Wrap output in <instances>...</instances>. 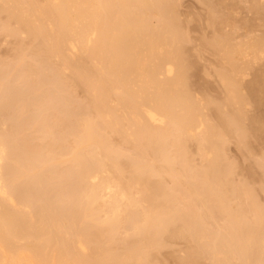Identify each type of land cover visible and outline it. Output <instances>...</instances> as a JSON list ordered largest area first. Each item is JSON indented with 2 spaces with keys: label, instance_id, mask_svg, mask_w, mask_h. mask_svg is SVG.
I'll list each match as a JSON object with an SVG mask.
<instances>
[{
  "label": "bare ground",
  "instance_id": "obj_1",
  "mask_svg": "<svg viewBox=\"0 0 264 264\" xmlns=\"http://www.w3.org/2000/svg\"><path fill=\"white\" fill-rule=\"evenodd\" d=\"M250 1H252L253 4H251L254 6L252 7V12L251 8L248 12L252 13L253 19L257 15V20L260 18L264 20V7H261L264 6V0ZM2 2L4 1L1 0L0 2V12L2 13L3 10V13H7L8 21L10 19L15 21V23L11 21L13 24L10 21L7 25L4 24L5 27L9 26L6 27L7 29L5 28L7 31L11 27L12 29L15 28V30L13 29L14 31L10 29V32L4 31V33L7 35L12 33L13 36L17 35L18 37L19 33H25L26 36L30 35L29 37L37 39L39 46L37 47L38 49L34 47L36 49L35 52H38L37 54L43 57L42 61L49 59V61L51 60V65H54V67L44 65L47 68L53 67V70H51L54 74H50L53 76L52 80H54V77L55 79L56 77L62 80L67 79L65 77L62 78L64 76L63 73L67 69L70 70L71 72H67L68 75L69 72L71 73L69 75V79L71 78L70 80L72 81L70 84L72 85L73 83L75 84L74 86L81 87L87 97L84 101L88 100L86 105L81 102L82 106L86 107L81 109L80 106L79 110L77 108L74 111L76 113L67 109L70 106L63 105L64 103L66 105L67 102L63 101V103L61 101L63 103L62 106L64 108L67 107L65 109L68 110L64 114H69V116L65 120L66 116L61 114L59 116L60 111L58 112L57 110L58 113L53 111L55 117H51L56 120V114H58L57 119L60 122L58 123L64 127L58 126V128H63L64 131H60L66 132L59 136V129L55 128V126L52 127L58 130L54 129L58 137L55 134H53L54 136L52 135L54 131L51 132V130L53 129L50 124L45 123L43 120L50 117V115L47 116V114V117L42 119L44 113L43 115L41 113L44 110L41 111L40 109L43 108L36 107L39 110L35 111L34 103L38 104V101L35 102L34 98L37 95L34 96L35 94L30 90L32 86L28 88L34 97H31L34 101H30V105H32L30 107L34 110L31 108L32 115L26 114V110L30 108L28 104L27 109L25 108L26 103L29 101L26 98V92L28 90L27 86L31 82L29 76L25 77L27 69L24 70V77L30 79V82L25 87L26 91L24 87H20L22 92H18V87L15 90L17 93H13L12 98L10 95L7 98L5 97V99H8V97L12 99V106L6 103L9 99L5 101L4 97L0 95L3 100L0 99L1 117H4V112L10 111L11 107H14L15 110V112L13 111L14 113L12 112L13 114L9 113L12 116L15 115L13 117L14 122L8 125L10 134L8 133L9 131L6 132L9 128L5 129L6 131L4 130V128H7L5 124L3 125L5 126L4 128L0 126L2 128L0 133H4L0 134V264H150V262L154 264L151 261L153 259L150 258H154V254H157L156 250L161 249L167 243V241H161L165 240V236H167L166 238L176 236L173 238L185 239L189 244L188 249L184 248L186 249V255H180V260L178 257V263L181 261L180 264H193L199 259H208L210 264H232V261H238L237 263L240 264H264V208L259 207L258 204L252 201L251 198L254 196H249L250 191L248 193L246 191L247 188L245 189L246 193L244 191L242 193H248L247 197L251 199H249V203L242 202L240 204V202H237L239 203L238 206L235 203V206H232L230 197L237 189H234V185H228L231 168L225 165L226 167L222 169L220 168L222 167L219 164L220 162H218V160L222 159L220 155H223V153H220L223 145H221L223 142L221 137H224L225 132H229L228 130L235 125L236 116L234 117V114L228 113L229 109H226L227 114L225 112L226 115H223L222 111H225V106H220L222 107L221 109L225 107L222 111L217 110V112L215 110L216 112L214 113H218V115L220 112L222 113L219 121H221L223 127H221L222 130H219V127L217 129L219 130L218 132L215 131V127L218 128V125L205 124L200 113H197L200 112L197 109L202 105L199 104L200 106H198L196 104L198 106L196 107L193 104L196 99L192 100V97L190 98L189 96V87L187 89V86L184 87L186 71L183 72L184 69L182 71V65L185 61L183 62L180 58L182 55H179L182 51L179 52L177 50L181 46L177 39H182L184 36L183 32H181L183 37H179L180 31H178L179 36L176 34L177 37L174 33L177 31L175 27L178 26L175 25L177 24L176 21L174 22L177 18L175 17L176 12L173 6L175 3L168 4V0H13V3L10 4L11 0H9L7 2H10L8 4L10 7L7 5L6 7L5 4L7 3L4 2L2 4ZM151 17L156 18V24H151ZM10 24L16 27H10ZM172 25L175 26L173 27ZM256 25L253 27H256ZM0 26L1 29L2 25ZM253 27L251 30L253 29L254 31ZM256 28L258 29L259 26ZM245 30L247 31V29ZM242 31L244 32V30ZM248 33L250 32L247 31ZM32 41L34 42V40ZM37 42L36 44H38ZM174 42L176 47L179 44V48L177 47L176 49L175 46H172ZM227 42L228 40L226 43L225 41L224 43L220 41L214 42V46L220 56L221 65L223 67H228L229 65L235 67L237 57L235 58L234 54L239 52L238 50L244 52L245 49L242 50V48L246 44H243L242 48L235 46L237 50L234 48L228 50ZM248 45L256 49L259 42L255 40L247 44L246 47L250 50ZM247 49L245 54L249 52ZM257 49H259V46ZM19 50L21 51L22 49ZM71 51L84 53L86 62L81 60V58L84 59V55L81 57L82 54H79L80 56L78 57L77 53L76 56ZM263 51L260 50L261 56L259 53L257 55L264 61ZM30 53L32 54V52ZM36 53L34 56H36ZM19 54H17V58ZM182 54L184 53L182 52ZM253 54L246 56H253ZM254 55L256 56V54ZM37 56L38 58L40 57L39 55ZM74 56L79 60L77 61L76 59L75 61ZM51 57L52 59H50ZM256 57H252L253 61L254 59H259ZM56 58L59 61L57 66L55 65L58 63L57 61L52 64V60H57ZM24 60L21 59L20 64H18L19 61L13 63L16 68L14 70L11 69L12 67L9 68L8 71L11 70L8 74L9 76H7L6 72L5 74L3 72L0 73V75H5L6 77L4 81V77L3 79L2 76L0 78L2 79L0 84L6 83L5 85L1 84L3 87L6 85L8 87L12 83L16 84V81L18 86V80H20L19 82L23 81L22 76L18 74L21 79L16 77L15 83L12 80L14 79L13 73L17 68L24 67L25 63L23 64V62H26ZM39 62L41 61L39 60ZM27 63V66L30 67L29 62ZM45 63L43 62L42 64ZM253 63L255 65V61L251 64ZM37 64L39 63H36V66ZM36 66H33V69ZM225 68L222 71L224 73H226L224 71ZM43 70L42 72L44 73L48 69L43 68ZM12 71L14 72L11 75L13 78L11 80L10 74ZM36 71H38L37 68L32 70L30 74H34V77L37 78ZM17 72H19V69ZM48 72L46 73L49 74ZM173 72L174 74L171 75ZM219 75L217 74L219 77L217 80L221 79L220 81L223 82L220 83L218 80L220 85L226 84L229 86V88L227 87L229 96L227 95L226 98L229 97L231 103L237 105L239 100L237 97L240 96L236 94L235 78H232V76L229 78L223 74L222 77L221 74ZM14 76L16 75L14 74ZM38 76V86H43L44 88L46 83L40 86V81L41 83L43 81L40 80V75ZM49 77L47 78L50 79ZM48 79L47 81L50 82ZM60 82L61 86L57 90H60V87L65 88V90L72 89V86L68 84L69 82H66L70 86L69 88L65 84L62 85L65 81L60 80ZM16 85L15 88L17 87ZM47 86L49 87V85ZM3 87L1 90L2 96H4L3 90L5 89ZM62 88L61 92L63 91ZM9 89L10 87L7 88V90ZM71 89L70 92L67 90V96H69L71 91H74ZM50 91L54 93L53 89ZM33 92L35 93V90ZM47 92L49 91L45 92L47 95L49 93L53 94L52 92ZM58 92L60 93V91ZM45 93L43 96L47 99L48 96ZM27 95H29L28 92ZM53 96L54 94L52 98L48 97L49 102L55 98ZM71 97L70 94L69 98L71 99ZM58 98L60 99V97ZM42 99L41 101L39 100V103L42 102ZM68 100L67 98L66 101ZM46 101L48 102V100ZM53 101L51 104L55 103ZM61 102L56 104L57 106L59 105V110L62 108ZM48 104H43L42 107L50 108L52 105L48 106ZM71 105L72 107L74 106L73 104ZM77 105L79 106L80 104L78 103ZM229 106L232 107V104ZM48 111L52 112L51 109ZM240 111L238 114H240ZM36 112L41 113L35 115ZM23 114L28 116L23 117ZM21 116L24 120L31 116V119L29 118L30 121L28 120L29 123L35 120L40 127L38 128L35 125L37 123L32 121V124L30 123L31 126L29 125L31 129H23L28 123L24 124ZM33 116L34 118L32 119ZM6 117L9 123L11 118L9 119L7 115ZM215 117L218 118L219 116L215 115ZM48 119L51 122L52 119ZM3 120L5 122L6 118ZM219 121H217V124ZM4 122L2 121L0 124ZM51 126L53 125L51 124ZM236 128L238 129V127ZM23 130L25 132L34 130L32 131L33 133L36 130L38 137H36V133L33 135H36L35 138H39V141H36L31 136L35 140V144H33L34 140H32V144H28V141L24 143L25 140H23L24 136L22 135L25 134H23ZM220 131H222L221 133L224 132V136H221ZM39 134L41 135L39 136ZM29 135H32V133L28 134V139L30 138ZM111 135L118 137L120 141L117 143L122 141L123 144L124 142L131 143V148L135 151V158L133 156L131 160L129 157V160H131L129 163L124 161L122 165L123 162L117 161L118 159L121 160L125 155L120 156L122 152H119L118 148L113 147L112 143L116 144V139H112L114 142H111ZM239 135L243 136L242 134ZM21 137L23 141L21 142L24 143L25 147L21 144L22 148H19L20 145H17V141H20ZM215 137L217 140H214ZM13 139L17 140H14L13 143ZM189 139L195 140L194 143L198 144L197 148L204 158L202 159V156H199L203 162L205 161V164L202 163V165L204 164L202 167L201 164L199 165L200 168L198 166L194 168L192 166L193 163L189 162L188 156L186 157L187 152H185L184 149L186 148L184 146L186 147ZM219 139H221V143L217 145L216 143H218ZM190 140L189 142H191ZM15 141L17 144H15ZM40 141L41 143H39ZM36 142L38 143L36 144ZM29 147H31V150ZM117 147L119 146L117 145ZM120 147L122 149V145ZM190 156L192 158L191 154ZM116 157L118 158L115 160ZM63 162L68 163L63 164ZM125 162L128 163L129 167L125 168ZM61 164H63V168L64 165L68 164V172L65 169L67 176L66 174H64L65 176L60 175V171L64 172V169L57 165ZM46 166L47 170H45ZM58 167L62 168L59 173L56 171ZM127 168L130 171L127 170L125 172ZM123 173L126 176L127 174L129 175L124 177ZM164 175L165 177L170 176L168 179L171 178L170 181L174 184L172 189L164 187L165 184H162L161 179ZM153 176L157 177L158 180L154 178L156 181H152L151 177L153 178ZM110 177L113 178L114 182L111 181L112 178ZM109 179L111 185L109 184ZM114 183V187L117 190L112 187ZM56 187L58 190H56ZM134 187L137 188V191L135 190L138 194L137 198H132L134 193L132 189ZM45 188L50 190L46 191ZM53 189L56 191H53ZM100 190L105 191L104 194L109 197L120 198V200L125 199L126 204H122V201L118 205L119 199L116 201L114 199L113 201L115 202L112 201L113 203L111 202L107 205L111 215L107 214L108 216L100 217L101 207L106 205L104 204L103 193ZM26 195H33V199L32 197L29 199ZM101 198H103V203L98 201V199L102 200ZM34 199L38 203L37 211L35 210L37 206L35 204L37 203L31 201H34ZM31 202L32 204H30ZM121 206L123 207L121 208ZM28 208H32V210L34 208L36 215L32 214V210L29 211ZM215 214L224 217V223L214 231L210 228V225H215L211 223ZM120 220L123 221L121 224L122 228L124 222L130 226L131 233L125 239L122 237L119 239L116 235L118 234L117 228L121 223ZM209 220H211V224H209ZM213 222L215 221L213 220ZM119 241L124 242L120 243ZM118 242L121 245L122 243L124 244V247H121V251L113 248L114 244H119ZM151 252H154L153 255Z\"/></svg>",
  "mask_w": 264,
  "mask_h": 264
},
{
  "label": "rangeland",
  "instance_id": "obj_2",
  "mask_svg": "<svg viewBox=\"0 0 264 264\" xmlns=\"http://www.w3.org/2000/svg\"><path fill=\"white\" fill-rule=\"evenodd\" d=\"M5 3H7V4H5V6L7 5L8 7H10V5H8L9 3L7 2V1H9V0H3ZM13 0H11V3L10 4H12L13 2H12ZM0 2H1V0H0ZM4 2H2V4L4 3ZM174 4L173 6H174V11L176 12H174L175 13V17H177L175 20H174V22L176 21V23L177 24H175V25H178V26H176L175 28H176V32H174L175 33V36H176V34H177V36H179V37H185V39H184V37L181 39H177V40H179V44L181 45L180 46V48L178 47V45H177V47L180 49H177V47L175 46V42L173 43L174 45H172V46H175V48L179 51V52H183L184 54H182V52H181V54H179L181 57V59L183 60V62H184V66L182 65V71H183V69H184V71L183 72H185V75H184V78H185V81H184V83H185V85H184V87L185 86H187L186 87V89L188 88V91H186V92H188L189 93V96H190V98L192 99V100H195V103H193L194 105H196V104H198V106H200V105H202V106H200V108L199 109H197V110H199L200 112H197V113H200V115H201V117H202V120H203V122L205 123V124H207V123H209V125H218V128L217 127H215L216 129H215V131H218L219 132V130H222L221 129V127H223L222 125H221V121H219L220 120V115L222 114L221 112L219 113V115H218V113L216 114V113H214V112H216L217 110H220V111H222L225 107V111L223 110L222 112H223V115H226L227 114V112L228 113H231V114H234L233 116L235 117L236 116V123L237 122H239L238 124H236V123H234L235 125H233V127L231 128V129H229L228 131L229 132H225V136H224V132L223 133H221L222 131H220V134H221V136H224V137H221V139L223 138V142L221 143V139H219L218 140V143H216L217 145L218 144H220L221 143V145H222V148H221V146H220V148H221V154L223 153V155L221 156L220 154V157L222 158L221 160H218V162H220L219 164L222 166V167H220V168H222V169H224L226 166H230V168H231V170H230V168H228V170H230L229 171V180H230V182L228 183V185H234V189L236 188L237 189V191L236 192H234L233 193V195H232V197H230V199L232 200V201H230V203H231V205L232 206H235V204H237L236 206H238L239 205V203H237V202H240V204H242V202L243 203H249L248 201H249V199H250V197H247L248 195V191H250V194H249V196H254L253 198H254V200H253V198H251L252 199V201L254 202V203H256V204H258V206L259 207H263L264 208V165H262V164H264V61H263V59L261 60L260 59V57H258V53L260 54V56H261V52H260V50L261 51H263L264 50V42H263V39H264V20H262L261 18H260V16H259V18L261 19V21H260V19H258L257 20V18L256 17H258L257 15H256V17H254L255 19H253V17H252V10H253V6L254 5H252L253 3H252V1H250V0H208V2H207V0H170V2H169V0H168V4ZM210 3V4H209ZM243 3V4H242ZM252 3V4H251ZM0 6H1V4H0ZM6 6V7H7ZM12 6V5H11ZM238 7V8H237ZM241 7H243V8H241ZM261 7H264V6H261ZM251 8V9H250ZM251 10V12H248V11H250ZM2 10V9H1ZM237 10V11H236ZM4 11L2 10V13L0 12V25H2V28L0 29V30H3V31H1L0 33V73H2L3 72V74H5V72L7 73V76H9L8 74H9V72L11 71H8L9 70V68L10 67H12L11 69H15L16 67H14V62L15 61H19L18 62V64H20V61H21V59L22 60H26V62H23V64L25 63V65L27 66L28 65V63L27 62H29V66L31 67V69H30V67H26L25 65H24V67H22V68H17V70L14 72V71H12L11 72V74H10V79L12 78V73H13V77H14V79L12 80L14 83H15V79H17L16 77H18V75H20V76H22L21 78H22V82H19L20 80H18V86L16 85L17 84V81H16V84H13L12 83V85H9V83H8V87H6V86H4L3 87V85H5V84H3V83H1V84H3V85H1V89H0V95H1V97H4L3 99H5V97L7 98V96H9L10 95V97L12 98V94L13 93H17V92H15V90H17V88H18V92H22V88L24 87V89H25V91H26V86H27V84L30 82V79H31V82L28 84V86H27V89L29 90V88L31 87L32 89H33V91L35 90V93L32 91V89H30L31 90V92L33 93V94H35L34 96H38V99H37V96H36V98H34L33 97V95H31L32 93L30 92V90L28 91L27 90V92H28V94L29 95H27V92H26V98L27 99H29V103L27 102L26 103V109H27V106L28 107H30V106H32V105H30V101H34V100H32V98L31 97H33L36 101L35 102H37L38 101V104L37 103H34L35 104V107L34 108H38V107H41V108H43V109H40L41 111L42 110H44V111H42V113L41 112H36L35 113V115L38 113V114H40L41 113V115H43V113H44V116L42 117V119L43 118H46L47 116H49L50 115V117H48V118H50V120H51V122L49 121V119L48 118H46V119H43L44 120V122L45 123H47V124H50V127L52 128V127H54L55 126V128H57V129H59V132H60V134H59V132H58V134H59V136H61V134H64V133H66V132H63L64 131V127L63 126H61V125H59V119H57L58 118V114H56L57 116H56V120H53V118L55 117V113L53 112V111H56L57 112V110H58V112H59V116H60V114L62 115V116H66V119L65 120H67V117L69 116V114H67V115H65L64 113H66L68 110H70L71 112H74L77 108H78V110H79V108H80V106H81V109H83V107H86V106H82V104H85L86 105V101L88 100V99H86L85 101H84V99L85 98H87L86 96H85V94H84V92H83V89L81 88V87H77V85L76 86H74L75 84H73L72 83V85L70 84V82H72L70 79H69V75H71V71L70 70H66V72H65V70H64V72L66 73V75H65V73H63L64 74V76L63 75H61V76H63L62 78H67V79H64V80H62L61 78H59V79H57V77H56V79H55V77H54V80H52L53 79V76H51L52 74H54L53 72H52V68L54 67V65H51V60L49 61V59H45L46 61H42L43 60V57L42 56H40V54H37L36 52H35V48H37L38 46H39V41L37 42V39H34L33 37H29V36H26L25 35V33H16V34H18L19 35V37L17 36H13V34L12 33H8V35L6 34V33H4V31H7L6 29V27H9V26H6L5 27V25H7V23L10 21H14V20H12V19H10L9 21H8V15H7V13H6V15H5V13H3ZM213 13V14H212ZM249 13H251V14H249ZM177 14V15H176ZM212 15V16H211ZM230 15V16H229ZM233 15V16H232ZM250 15V16H249ZM253 16H254V14H253ZM212 17V18H211ZM7 20H6V19ZM152 19H150V22H151V24L153 23V24H156L157 22V20H156V18H153V17H151ZM236 18V19H235ZM5 20V21H4ZM7 21V22H6ZM9 22V23H10ZM180 22V23H179ZM14 23H15V21H14ZM247 23V24H246ZM5 24V25H4ZM11 24H13L12 22H11ZM10 24V27L11 26H13V25H11ZM256 24H259V25H256ZM262 26H261V25ZM3 25H4V27H3ZM16 25V24H15ZM175 25H172L173 27L175 26ZM179 25H180V28H179ZM256 25V27H258L259 26V28L257 29L256 27H253V26H255ZM185 26V27H184ZM248 26H250V27H248ZM254 28V31H253V29L251 30V28L252 27ZM261 26V27H260ZM1 27V26H0ZM13 27H16V26H13ZM178 27V28H177ZM230 27V28H229ZM262 27H263V29H262ZM5 30H4V29ZM174 28V29H175ZM182 28V29H181ZM11 30H15V28H13L12 29V27L10 28ZM10 29H8V31L7 32H10ZM17 29V28H16ZM173 29V30H174ZM181 29V30H180ZM245 29H247V31L248 32H250V33H248L247 34V31L245 30ZM13 30V31H14ZM241 30V31H240ZM242 30H244V32L242 31ZM175 31V30H174ZM178 31H180L179 32V35H178ZM181 32H183L182 34H183V36H182V34H181ZM233 32V33H232ZM246 32V33H245ZM3 33V34H2ZM235 33V34H234ZM253 33V34H252ZM21 34V35H20ZM23 34V35H22ZM27 34V33H26ZM10 38H9V37ZM12 36V37H11ZM176 36V37H177ZM240 36V37H239ZM8 37V38H7ZM178 37V38H179ZM218 39H217V38ZM228 37V38H227ZM231 37V38H230ZM233 37V38H232ZM253 37V38H252ZM258 37V38H257ZM15 38V39H14ZM17 38V39H16ZM30 38H32L31 40H30ZM213 38H215V39H213ZM219 38H221L220 40H219ZM254 38H256V39H254ZM254 39V40H253ZM30 40V41H29ZM32 40H34V42H35V44H34V42L32 41ZM36 40V41H35ZM183 42H182V41ZM222 40V41H221ZM225 41V43H226V41L228 40V50H232L233 48L234 49H236L235 48V46H237V48H239V47H243L242 48V50L243 49H247V47H246V45L247 44H250L251 42H253V41H255V40H257L258 42H259V49H257L258 48V46H257V48L255 49V47L254 48H252L250 45H248V48H250V50H259V51H250L249 49H247V51H249V52H247L248 54H256V56L253 54V58H259V59H254V61H255V65H254V63L253 64H251L252 62H254L253 61V58L249 55V56H246V55H248L247 53L245 54V50H244V52H241V50H238L239 52H237V53H239V54H234V56H235V58L237 59V61H236V65H235V67H232L231 65H229L228 67L227 66H224V67H226L227 69H228V71H226L227 69L225 68V72L226 73H224V72H222L223 71V69H224V67L221 65L222 63H221V60H220V56L218 55V53L216 52V48H215V43L214 42H222V43H224V41ZM239 41H241V42H239ZM32 42V43H31ZM36 42L38 43V44H36ZM178 42V41H177ZM209 42V44H207ZM247 42V43H246ZM19 43H20V45H19ZM22 43V44H21ZM197 43V44H196ZM230 43V44H229ZM183 44V45H182ZM213 44V45H212ZM239 44H240V46H239ZM243 44H246V45H243ZM28 45H30V46H28ZM233 45V46H232ZM243 45V46H242ZM261 45V46H260ZM20 46V47H19ZM32 46V47H31ZM194 46V47H193ZM232 46V47H231ZM25 47H26V49H25ZM30 47V48H29ZM35 47V48H34ZM246 47V48H245ZM263 47V48H262ZM22 49L21 51L19 50V49ZM174 48V47H173ZM174 48V49H175ZM212 48V49H211ZM30 49V50H29ZM34 49V50H33ZM38 49V48H37ZM172 49V48H171ZM263 49V50H262ZM237 50V49H236ZM18 51V52H17ZM22 52V53H21ZM30 52H32V54L30 53ZM72 52V51H71ZM195 52V53H194ZM250 52H253V53H250ZM257 52V53H256ZM21 55H20V54ZM32 55H30V54ZM35 53H36V56H34L35 55ZM70 53V52H69ZM74 55L77 53L78 54V57L80 56L79 54H82L81 52H72ZM178 53V52H177ZM243 53V54H242ZM263 53H264V51H263ZM17 54H19L18 55V58H17ZM73 54H72V56H73ZM77 54H76V56H77ZM23 55V56H22ZM28 55H29V57H28ZM37 55H39L40 57L38 58V56ZM70 55V54H69ZM83 55H84V57H83ZM264 55V54H263ZM22 56V58L20 59V60H18L19 59V57H21ZM34 56V57H33ZM71 56V57H72ZM85 54L83 53L82 55H81V57H83L84 59H82L81 58V60H86V58H85ZM245 56H246V58H245ZM75 57V56H74ZM183 57V58H182ZM244 57V58H243ZM36 60H35V59ZM54 58V57H53ZM252 58V59H251ZM50 59H52V57L50 58ZM57 59V58H56ZM75 59V61H76V59H77V61L79 60L77 57H75L74 58ZM73 59V60H74ZM250 61H249V60ZM24 60V61H25ZM32 61V62H30V61ZM39 60L41 61V62H39ZM47 60H48V62H47ZM53 60H55V59H53ZM52 60V64L55 62L56 63V61L58 62V63H54L56 66L57 65H59V61H58V59L57 60H55V61H53ZM258 60V61H257ZM259 60H260V62H259ZM247 61H249V62H247ZM43 62H46V63H48V64H42ZM86 62V61H85ZM88 62V61H87ZM220 62V63H219ZM251 62V63H250ZM36 63H39V64H37V66H36ZM249 65H248V64ZM257 63V64H256ZM32 64V65H31ZM250 64H251V66H253V67H251L250 66ZM259 64V65H258ZM13 65V66H12ZM17 65V64H16ZM42 65V66H41ZM44 65H48V66H53L52 68H47V67H45ZM248 65V66H247ZM33 66L35 67L36 66V68H37V70L38 71H36V73H37V78L36 77H34V74L32 75V74H30V72L32 73V70H36V68L35 69H33ZM14 67V68H13ZM26 67V68H25ZM40 67V68H39ZM41 67H43L44 69H48L46 72H48L49 71V69H50V71L48 72L49 74H47L46 72H44V73H46L47 74V76H46V74H44L42 71H44L43 70V68H41ZM223 67V68H222ZM232 67V68H231ZM23 68H25V69H23ZM29 68V69H28ZM18 69H19V72H17L18 71ZM20 69H21V71H20ZM27 69V70H26ZM52 69V70H51ZM187 69V70H186ZM24 70H26L27 72H25ZM30 70V71H29ZM40 70H41V73H40ZM220 70V71H219ZM8 71V72H7ZM68 71H70L69 72V75L67 74V72ZM218 71V72H217ZM230 71V72H229ZM243 71V72H242ZM24 72L25 73H29L28 75L27 74H25V77H30V79H28V78H25L24 77ZM216 72V73H215ZM222 72V73H221ZM234 72V73H233ZM237 72V73H236ZM248 72V73H247ZM262 72V73H261ZM19 73H21V74H19ZM43 73V74H42ZM230 73V74H229ZM240 73V74H239ZM242 73H243V75H242ZM14 74L16 75V76H14ZM18 74V75H17ZM42 74V75H41ZM51 74V75H50ZM174 74V72L171 74V75H173ZM184 74V73H183ZM217 74L219 75V74H221V77H222V74L224 75V76H226V77H229L230 78V76H232V78L234 77L235 78V80H236V94H237V96H240V97H237L239 100H238V102H237V105L234 103H231V101H230V99H229V97L228 98H226V96L228 95V93H227V89L229 88V86L228 85H226V84H222V85H220V83H223L222 81H220L219 79V81H220V83H219V81L217 80V78H219L218 76H217ZM250 74V75H249ZM38 75H40V80H42L43 82L41 83V81H40V86L42 85V84H44L45 85V83H46V85H45V87L43 88V86L42 87H39L38 85V78H39V76ZM234 75V76H233ZM241 75V76H240ZM245 75V76H244ZM1 76L2 75H0V78H1ZM44 76V77H43ZM50 76V77H49ZM55 76V75H54ZM161 76H163V75H161ZM220 76V75H219ZM3 77H4V79H3ZM46 78L45 80L44 79H42V78ZM47 77H49L50 79H48ZM220 77V78H221ZM6 77H5V75L4 76H2V79H3V81L4 80H6L5 79ZM19 78V77H18ZM21 78H19V79H21ZM25 80H24V79ZM2 79H0V81L2 80ZM36 79V80H35ZM47 79L50 81V82H48L47 81ZM68 79H69V81H68ZM9 80V79H8ZM28 80V81H27ZM32 80H33V82H32ZM58 82H57V81ZM60 80L61 81H65V83L63 82L62 83V85H66V87L67 88H69L70 86H72V89L74 90V91H71V99H74V100H76V101H74V100H71L70 98H69V96H70V94H69V96H67L68 94V92H70V89L71 88H69V90H68V92H67V90H65V88L63 89L62 87H60V90H57V89H59V86H61V82H60ZM69 82H67V81ZM26 81V82H25ZM37 81V82H36ZM44 81H46V82H44ZM53 81H55L54 82V84H53ZM9 82V81H8ZM66 82L70 85H67L66 84ZM188 82V83H187ZM10 83H11V81H10ZM22 83H24L23 85H21ZM48 83H52L51 85L50 84H48ZM56 83V84H55ZM37 84V85H36ZM14 85V86H13ZM15 85L17 86L16 88H15ZM21 85V86H20ZM33 85H35V86H33ZM47 85H49V87L47 86ZM55 85V86H54ZM13 86V87H12ZM37 86V87H36ZM47 86V87H46ZM51 86V87H50ZM53 86V87H52ZM223 86L225 87L224 89H223ZM242 86V87H241ZM2 87L3 88H5L4 90H3V92H4V96H2V92H1V90H2ZM10 87V89L11 88H15V89H9V90H7V88H9ZM20 87H22L21 89H20ZM29 87V88H28ZM34 87H36V88H34ZM55 87H57V88H55ZM63 87H65V86H63ZM228 87V88H227ZM40 90H38V89ZM41 88H42V90H41ZM46 88V89H45ZM49 88V89H48ZM61 88H62V90L64 91H62L61 92ZM24 89H23V92H24ZM43 89H45V90H43ZM51 89H53L54 90V93L52 92V91H50ZM71 89V90H72ZM185 89V88H184ZM242 89V90H241ZM9 92V94H8V92ZM49 91V92H52L53 94H54V96H55V98H54V96H53V100L55 101L56 99V101H55V103H54V101H53V103L56 105L57 104V102L59 103V102H63V101H65V102H67L66 103V105H65V103L63 104L62 102L60 103V105L62 106V104L64 105V106H70L69 108H67V107H65V108H67V109H65L63 106H62V108H60V110L58 109L59 107V105L57 106H55L54 104H51V102H49V99H48V97L49 98H52V95L53 94H51V93H49V92H47V93H49L48 95L45 93L46 91ZM56 90V91H55ZM77 90V91H76ZM226 92H225V91ZM240 90H241V92H240ZM7 93H6V92ZM13 91V92H12ZM58 91H60V93L58 92ZM224 91V92H223ZM10 92H12V93H10ZM36 92H37V94H36ZM67 92V93H66ZM76 92V93H75ZM243 92V93H242ZM25 93V92H24ZM40 93V94H39ZM44 93H45V95H47L48 97H47V99H45L46 97H44L43 95H44ZM76 95H75V94ZM187 93V94H188ZM6 94V95H5ZM8 94V95H7ZM39 94V95H38ZM56 94V95H55ZM65 94V95H64ZM67 94V95H66ZM84 94V95H83ZM245 94V95H244ZM14 95V94H13ZM51 95V96H50ZM63 95V97H65V98H63V97H61ZM74 96V97H73ZM85 96V97H84ZM229 96V95H228ZM1 97H0V99H1ZM10 97H8V99H9V101H7L8 99H5V101H7L6 103L8 104V105H13L12 104V99H10ZM29 97V98H28ZM58 97H60V99L58 98ZM31 98V99H30ZM43 98V99H45V100H43L42 99V102H40L39 103V100L41 101V99ZM69 99V100H71V101H69V104H68V101H66V99ZM61 99H63V100H61ZM201 99V100H200ZM224 99H227V100H225L224 101ZM228 99H229V101H230V103H229V101H228ZM241 99V100H240ZM2 100V99H1ZM46 100H48V102L46 101ZM191 100V101H192ZM243 100V101H242ZM247 100V101H246ZM3 101V100H2ZM10 101H11V103H10ZM45 101H46V103L48 104V103H50V104H48V106L49 105H54V107H42L43 106V104H46L45 103ZM203 101V102H202ZM207 101V102H206ZM76 102H77V104L79 103L80 105L78 106L77 104H76ZM81 102H83L82 104H81ZM222 102V103H221ZM227 102V103H226ZM239 102H241V103H239ZM242 102H243V104H242ZM31 103H33V102H31ZM203 103V104H202ZM210 103V104H209ZM215 103V104H214ZM217 103V104H216ZM220 103V104H219ZM224 103H225V105H224ZM246 103V104H245ZM28 104V105H27ZM37 104V105H36ZM71 104H73L74 106V108L72 107V105ZM200 104V105H199ZM230 104H232V107L231 106H229ZM240 104V105H239ZM41 105V106H40ZM77 105V106H76ZM227 105H228V107H227ZM246 105V106H245ZM260 105V106H259ZM197 105H196V107H198ZM205 106V107H204ZM216 106V107H215ZM220 106H225V107H223V109H221L222 107H220ZM10 107V106H9ZM76 107V108H75ZM201 107H202V109H201ZM217 107H219V108H217ZM24 108V109H25ZM31 108L32 107H30V108H28L27 110H26V112H23V113H26V114H28V115H32L31 113H32V110H31ZM35 109V111L36 110H39V109ZM49 108V109H48ZM53 108V109H52ZM55 108H57V109H55ZM217 108V109H216ZM240 108V109H239ZM242 108H243V110H242ZM11 110L10 111H5L4 112V114H3V116L4 117H1V115H0V122H4V118H6V121H7V117H6V115L8 116V118L10 119L9 120V123H8V121H7V123H6V121L4 122V123H1L0 124V126L2 127L4 124L6 125V127L7 128H4L5 126H3V128H4V130L6 129H8L9 127H8V125H11L13 122H14V120H13V117H15V115H11V114H13L14 112H15V110H14V107H11L10 108ZM33 109V108H32ZM52 110V112L51 111H48V110ZM65 109V110H64ZM74 109V110H73ZM85 109V108H84ZM208 109V110H207ZM214 109V110H213ZM226 109H229L227 112H226ZM251 109V110H250ZM8 110H9V108H8ZM34 110V109H33ZM47 110V111H46ZM73 110V111H72ZM202 110V111H201ZM207 110V111H206ZM213 110V111H212ZM216 110V111H215ZM231 110V111H230ZM239 110H241L240 111V114H238L239 113ZM248 110V111H247ZM14 111V112H13ZM23 111H25V110H23ZM237 111V112H236ZM13 112V113H12ZM48 112V113H47ZM57 112V113H58ZM218 112V111H217ZM225 112H226V114H225ZM242 112V113H241ZM252 112V113H251ZM7 113V114H6ZM9 113H11V114H9ZM50 113V114H49ZM63 113V114H62ZM74 113H76V112H74ZM9 114V115H8ZM25 114V116H24V114H23V117H26V116H28V115H26ZM48 114V115H47ZM204 114V115H203ZM243 114V116H241ZM34 115V114H33ZM41 115H40V117H41ZM47 115V116H46ZM54 115V116H53ZM215 115H217V116H219L218 118H216L215 117ZM229 116H230V114H228ZM240 115V116H239ZM9 116H12V117H9ZM53 118H52V117ZM245 116V117H244ZM256 116V117H255ZM22 116H21V118H22V121H23V123L25 124V123H28V125H26V127H25V125H24V127L25 128H23V129H25V130H29V129H31V128H29L30 126H31V124H32V121L29 123V121H30V119H31V116L30 117H27V118H25V120L27 121H25L24 120V118H23ZM200 117V116H199ZM205 117V118H204ZM215 117V118H214ZM242 117V118H241ZM20 118V119H21ZM30 118V119H29ZM34 118V116L32 117V119ZM209 118V119H208ZM238 118V119H237ZM251 118V119H250ZM1 119H2V121H1ZM15 119V118H14ZM207 120V121H205V120ZM216 119V120H215ZM29 120V121H28ZM47 120V121H46ZM58 120V121H57ZM62 120V119H61ZM215 120V121H214ZM238 120V121H237ZM241 120H242V122H241ZM11 121V122H10ZM53 121V122H52ZM56 121V123L54 124V122ZM62 121H64V120H62ZM217 121H219V123L217 124ZM35 122V120L33 121V123ZM50 122V123H49ZM59 122V123H58ZM11 123V124H10ZM35 123H37V124H35L36 126H38V128L40 127V125L38 124V122H35ZM58 123V124H57ZM46 124V125H47ZM51 124L53 125V126H51ZM30 125V126H29ZM34 125V126H35ZM57 125V126H56ZM221 125V126H220ZM242 125V126H241ZM48 126V125H47ZM58 126H61V127H63L62 129L61 128H58ZM0 127V128H1ZM33 127V126H32ZM49 127V126H48ZM219 127H220V129H219ZM236 127H238V129L236 128ZM34 128V127H33ZM32 128V129H33ZM55 128H52L53 130H51V132L52 131H54L53 133H52V135L53 134H55L56 133V131H58L57 129H55ZM236 128V129H235ZM34 129H36V130H38L36 127L34 128ZM56 131H55V130ZM217 129H219V130H217ZM233 129H235V130H233ZM244 130V131H242V130ZM0 130H2V128L0 129ZM5 130V131H6ZM36 130H35V133H36ZM60 130H63V131H60ZM231 130V131H230ZM239 130V131H238ZM5 131H3V132H5ZM9 131V132H8ZM32 131H34V130H32ZM31 130L30 131H28V132H25L24 130H23V134H25V135H22V136H24V138H23V140H25V142L24 143H27V141H28V144H32L33 143V141L32 140H34L33 138H35V136L37 135V133H36V135H33V134H35V133H33ZM38 131H40V130H38ZM233 131V132H232ZM6 132H8L9 134H10V128L6 131ZM5 132V133H6ZM30 132V133H29ZM233 133V134H231V133ZM239 132V133H238ZM7 133V134H8ZM27 133V134H26ZM32 133V135H29V139H28V134H31ZM226 133H227V135H226ZM229 133V134H228ZM235 133V134H234ZM0 134H4V133H0ZM223 134V135H222ZM239 134H242L243 136H241V135H239ZM245 134V135H244ZM41 134H39V136H40ZM31 136H33V138L31 137ZM54 136V135H53ZM55 136H58V135H56L55 134ZM58 136V137H59ZM220 136V135H219ZM26 137H27V140H26ZM36 137H38V135L36 136ZM43 137H44V135H43ZM43 137H42V139H43ZM235 137V138H234ZM237 137V138H236ZM19 138V137H18ZM17 138V139H18ZM32 138V139H31ZM110 138H111V142H114V140H115V142H116V144L115 143H112V145H114L113 147H115L116 149L118 148V150H119V152H122V153H124V154H122L121 153V155L120 156H123V155H125V156H123L122 157V159L121 160H117V161H120V163L121 162H123L122 163V165L124 164V161H126V162H130L131 160H132V158H133V156H134V158H135V151L131 148L132 146H131V143L129 144V143H126V142H124V144H125V146H124V144H123V141L120 143H117L118 141H120V140H118V137H116L115 135H111L110 136ZM216 138V137H215ZM214 138V140H217V138L215 139ZM17 139H13L12 141H13V143H14V140H17ZM112 139H114L113 141H112ZM227 139V140H226ZM229 139V140H228ZM243 139H244V141H243ZM35 140L36 141H39V138L38 139H36L35 138ZM35 140H34V143L33 144H35ZM40 140H41V138H40ZM171 140V139H170ZM169 140V141H170ZM190 140V139H189ZM189 140H187V144H186V147L184 146V148H186V149H184L185 150V152H187L186 154V157L188 156V158H189V162H192L193 163V167L194 168H197V166L200 168V164H201V167L205 164V161L203 162L202 160H201V152L199 151V149L197 148V146H198V144L196 145L195 143H194V139H193V141H192V139L190 140L191 142H189ZM213 140V141H214ZM257 140V141H256ZM12 141H11V143H12ZM22 141V137L20 138V141L18 140L17 141V143H16V141H15V144H17V145H20V147L19 148H22L21 146V144H23V146H24V143H22L21 142ZM220 141V142H219ZM242 141V142H241ZM247 141V142H246ZM30 142V143H29ZM42 142H44L43 140H42ZM38 142H36V144H37ZM39 143H41V141L39 142ZM192 143V144H191ZM241 143V144H240ZM189 144H190V146H189ZM225 144V145H224ZM14 145V144H13ZM13 145H12V147H13ZM117 145L119 146V147H117ZM122 145V149H121V146ZM130 145V146H129ZM15 146V145H14ZM250 146V147H249ZM25 147V146H24ZM188 147V148H187ZM218 147V146H217ZM17 148V147H16ZM30 148V150H31V147H29ZM219 148V147H218ZM125 151H124V150ZM132 149V150H131ZM198 149V150H197ZM248 150H249V152H248ZM132 151H134V152H132ZM196 151V152H195ZM199 151V152H198ZM125 152H127V153H125ZM132 152V153H131ZM189 152H190V154L192 155V158H191V156H190V154H189ZM134 153V154H133ZM199 153V154H198ZM129 154V155H128ZM198 154V155H197ZM132 155V156H131ZM60 156H61V154H60ZM200 156V157H199ZM64 157V156H63ZM128 159H127V158ZM131 158V160H129L130 158ZM65 158V157H64ZM118 157H116L115 158V160L117 159ZM126 158V159H125ZM191 158V159H190ZM223 158H224V160H223ZM202 159H204L203 158V156H202ZM220 159V158H219ZM128 160V161H127ZM222 160H223V162H222ZM229 160V161H228ZM125 162V168L128 166L129 167V165H127L128 163H126ZM231 162V163H230ZM261 162H263V163H261ZM65 163H68V162H63V164H65ZM192 163H190V164H192ZM202 163H204L203 165H202ZM63 164H61V165H57V166H60V167H62L63 168ZM198 164V165H197ZM68 164H66V165H64V172L63 171H60L62 168H60V167H58L57 169H56V171H57V173H59V171H60V175L62 176H65L64 174H66V176H67V173H66V171H65V169L67 170V172H68V166H67ZM223 165H224V167H223ZM226 165V166H225ZM261 165H262V167H261ZM121 166V165H120ZM233 168H232V167ZM236 166V167H235ZM49 167V166H48ZM176 167V166H175ZM174 167V168H175ZM45 168V167H44ZM263 169V170H262ZM45 170H47V166H46V169ZM127 170H129L130 171V169H126V171L125 172H127ZM123 172H124V170H123ZM124 172V173H125ZM263 172V173H262ZM62 173V174H61ZM123 173V174H124ZM110 176H112L111 174H109ZM129 174H127V176H128ZM126 176V174H124V177H127ZM164 177H165V175H164ZM164 177H162V179H161V181H162V184L164 185L165 184V186L164 187H168V188H170V189H172L173 187L172 186H174V184L170 181V179H168L170 176H166L165 178ZM110 178H112V177H110ZM154 178H157V177H155V176H153V178L151 177V179H152V181H156V179L154 180ZM231 178V179H230ZM233 178V179H232ZM168 179V180H167ZM157 180H158V178H157ZM232 180V181H231ZM109 181H110V179H109ZM111 181L112 182H114V180H113V178L111 179ZM111 181L109 182V184L111 183ZM234 183V184H232V183ZM231 183V184H230ZM166 184H167V186H166ZM243 184H244V186H245V188H244V186H243ZM263 184V185H262ZM47 185V184H46ZM111 185V184H110ZM241 185V186H240ZM115 186V183H114V185L112 184V187L114 188V190H117V188L116 187H114ZM238 186V187H237ZM46 187H49V186H46ZM262 187V188H261ZM50 188V187H49ZM49 188H45V190L46 191H49L50 189ZM133 188V187H132ZM136 187H134V189H132V191L134 192H132L133 194V196H132V198H137L138 197V194H137V192H135V190L137 191V188L135 189ZM240 188V189H239ZM247 188V189H246ZM235 189V190H236ZM245 189H246V191L248 192L247 194H244V193H246V191H245ZM55 189H53V191H54ZM56 190H58V188L56 187ZM55 190V191H56ZM240 190V191H239ZM52 191V192H53ZM101 191V190H100ZM244 191V193H242ZM102 193H103V198L105 199L104 200V204H106L105 206L103 205L102 207H101V210L100 211H102V212H99V216L100 217H105L107 214L108 215H111V212H110V210L108 209V207H107V205H109V203H111L115 198H112V197H109V196H107V195H105L104 193H105V191L103 192V191H101ZM100 192V194L102 195V193ZM239 192V193H238ZM46 193V192H45ZM54 193V192H53ZM179 193V192H178ZM252 193H253V195H252ZM242 194H244L243 196H242ZM239 195H241V196H239ZM29 199L32 197V199H33V195L32 196H29V195H26ZM27 197H25V198H27ZM234 197V198H233ZM27 198V199H28ZM103 198H101L102 200H99L98 199V201L99 202H101V203H103ZM233 198V199H232ZM236 198H238L239 199V201H238V199L236 200ZM241 198H243V199H241ZM119 199V200H118ZM116 198L115 199V201L116 200H118L117 202L119 203L118 205H120V202H122V204L124 203V205L126 204V201H125V199L123 200H120V198ZM250 199V200H251ZM246 200V201H245ZM33 203L35 202V199H34V201L33 200H31ZM115 201H113V202H115ZM32 202L30 203V204H32ZM112 202V203H113ZM116 202V203H117ZM251 202V201H250ZM35 203H37V202H35ZM198 203V202H197ZM235 203V204H234ZM121 204V205H122ZM34 205V204H33ZM37 205V206H36ZM244 205V204H243ZM30 206V205H29ZM35 206H36V208H35V210L37 211V207H38V203L37 204H35ZM34 207V206H33ZM104 207V208H103ZM123 206H121V208H122ZM120 208V207H119ZM29 209V211H31L32 210V208H28ZM106 211H105V210ZM109 210V211H108ZM33 211V212H32ZM31 211V213L32 214H34V215H36L35 213H36V211H34V208H33V210ZM104 212H105V214H104ZM108 212V213H107ZM104 214V215H103ZM107 215V216H108ZM121 215H122V213H121ZM217 217H216V216ZM214 216H213V220L215 221V222H213V220H212V222H211V220H209V224H211V223H214L215 225H210V228H212L214 231L216 230V228L218 229L219 228V226H221V225H223V223H224V217H222L221 215H218V214H215ZM121 217V216H120ZM223 218V219H222ZM121 221V223H120V227L118 226V228H117V232H118V234H116L117 235V238H119V239H121V237L123 238V239H125V237H128L130 234L129 233H131V230H130V226H128L127 224H125V222H124V224H123V228H122V223H123V221L122 220H120ZM211 222V223H210ZM129 227V229H128V227ZM119 235V236H118ZM167 236H165V240H161V241H167V243H165V248H164V246L163 247H161V249L159 248V249H157L156 251H157V254L155 253L154 254V258H150V259H153V260H151L154 264H180L181 263V261L178 263V257H179V260H180V255H183L184 254V256L186 255L185 254V250L186 249H184V248H187L188 249V243L186 242V240L185 239H182L181 240V238H179V237H177V238H173V237H176V236H169L168 238H166ZM163 239H164V237H163ZM120 243L121 242H124V241H119ZM118 242V243H119ZM114 244L115 246H113V248H115V249H118V250H120L121 251V247L123 246L124 247V244L122 243V245L121 244ZM187 243V244H186ZM119 245H120V247H119ZM110 247H111V245H109ZM117 246V247H116ZM190 247V246H189ZM162 248H164V249H162ZM158 250H159V252H158ZM180 250V251H179ZM154 251V250H153ZM186 252H188V251H186ZM152 253V255H153V253L154 252H151ZM151 255V256H152ZM175 257V258H174ZM176 257H177V259H176ZM181 257H183V256H181ZM163 261V263H162V261ZM200 260V259H199ZM197 260V262L195 261L193 264H208L209 263V261H208V259L206 260V259H204V260ZM208 261V262H207ZM174 262V263H173ZM203 262V263H202ZM206 262V263H205ZM238 261H235V262H233L232 261V264L234 263H236V264H240V263H237ZM150 264H151V262H150ZM210 264V263H209Z\"/></svg>",
  "mask_w": 264,
  "mask_h": 264
}]
</instances>
